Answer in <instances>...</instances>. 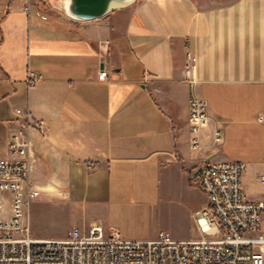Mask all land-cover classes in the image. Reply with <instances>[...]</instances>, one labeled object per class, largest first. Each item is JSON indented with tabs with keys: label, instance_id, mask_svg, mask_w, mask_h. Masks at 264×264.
<instances>
[{
	"label": "crops",
	"instance_id": "obj_1",
	"mask_svg": "<svg viewBox=\"0 0 264 264\" xmlns=\"http://www.w3.org/2000/svg\"><path fill=\"white\" fill-rule=\"evenodd\" d=\"M45 1L0 0V157L30 110L38 187L82 230L125 239L156 238L164 197L208 160L244 163L247 198L264 201V0H133L86 21ZM195 96L209 112L199 150Z\"/></svg>",
	"mask_w": 264,
	"mask_h": 264
},
{
	"label": "built area",
	"instance_id": "obj_2",
	"mask_svg": "<svg viewBox=\"0 0 264 264\" xmlns=\"http://www.w3.org/2000/svg\"><path fill=\"white\" fill-rule=\"evenodd\" d=\"M32 1L45 0H28L26 11ZM186 56V79L193 82L196 56L191 51ZM40 78L31 72L27 80L33 86ZM107 78L108 71L102 69L99 79ZM189 107L191 144L199 150L208 103L195 96ZM17 113L21 128L9 139L7 156L0 157V264H264V201L247 198L245 164L232 160H208L199 168L197 183L209 204L193 213L197 239L178 240L165 230L154 239H125L115 227L108 231L102 224L87 230L75 226L65 239L32 236L28 210L41 191L32 178L31 133L42 129L43 121L30 110ZM213 138L222 142L221 127Z\"/></svg>",
	"mask_w": 264,
	"mask_h": 264
},
{
	"label": "rangeland",
	"instance_id": "obj_3",
	"mask_svg": "<svg viewBox=\"0 0 264 264\" xmlns=\"http://www.w3.org/2000/svg\"><path fill=\"white\" fill-rule=\"evenodd\" d=\"M39 189L40 196L28 210L31 235L58 239L69 237L70 231L76 226L73 220L57 207V199L49 198L46 191L40 187ZM207 203L209 204L208 196L199 185L182 186L177 183L158 207L157 215L150 224V231L158 236L161 230H165L177 239L199 237L193 213L208 205Z\"/></svg>",
	"mask_w": 264,
	"mask_h": 264
},
{
	"label": "water",
	"instance_id": "obj_4",
	"mask_svg": "<svg viewBox=\"0 0 264 264\" xmlns=\"http://www.w3.org/2000/svg\"><path fill=\"white\" fill-rule=\"evenodd\" d=\"M113 2L121 3L120 8L126 7L133 0H53V4L65 14L76 20H93L101 18L116 9Z\"/></svg>",
	"mask_w": 264,
	"mask_h": 264
},
{
	"label": "bare ground",
	"instance_id": "obj_5",
	"mask_svg": "<svg viewBox=\"0 0 264 264\" xmlns=\"http://www.w3.org/2000/svg\"><path fill=\"white\" fill-rule=\"evenodd\" d=\"M121 6H122L121 3H116V2H113L112 5H111L112 8L116 7V9H119Z\"/></svg>",
	"mask_w": 264,
	"mask_h": 264
}]
</instances>
